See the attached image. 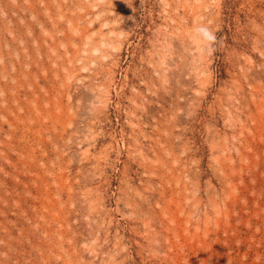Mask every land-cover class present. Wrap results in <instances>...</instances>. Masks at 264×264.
I'll list each match as a JSON object with an SVG mask.
<instances>
[{
	"label": "rangeland",
	"instance_id": "374dc122",
	"mask_svg": "<svg viewBox=\"0 0 264 264\" xmlns=\"http://www.w3.org/2000/svg\"><path fill=\"white\" fill-rule=\"evenodd\" d=\"M0 264H264V0H0Z\"/></svg>",
	"mask_w": 264,
	"mask_h": 264
},
{
	"label": "clouds",
	"instance_id": "9594fccd",
	"mask_svg": "<svg viewBox=\"0 0 264 264\" xmlns=\"http://www.w3.org/2000/svg\"><path fill=\"white\" fill-rule=\"evenodd\" d=\"M205 34H206V35H209V38H210V39H213V40L215 39V37H212L210 34H208L206 30H205Z\"/></svg>",
	"mask_w": 264,
	"mask_h": 264
}]
</instances>
